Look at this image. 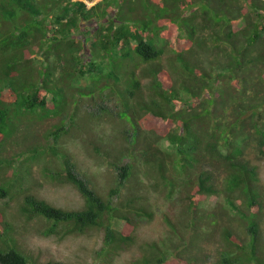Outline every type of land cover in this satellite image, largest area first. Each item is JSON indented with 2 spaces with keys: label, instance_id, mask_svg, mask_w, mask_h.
<instances>
[{
  "label": "trees",
  "instance_id": "trees-1",
  "mask_svg": "<svg viewBox=\"0 0 264 264\" xmlns=\"http://www.w3.org/2000/svg\"><path fill=\"white\" fill-rule=\"evenodd\" d=\"M84 77L88 86L73 85ZM70 85L78 93L71 103ZM97 93L118 99L119 136L112 141L118 156L94 147L117 169L107 197L68 159L51 177L74 186L81 207H60L30 192L25 161L60 154L31 139L17 156L0 157V174L9 181L0 196L23 194L19 213L47 235L102 230L97 257L111 264L134 247L141 222L154 216L145 191L169 197L181 191L175 197L181 208L163 215L162 243L148 242L131 264H210L207 248L197 244L206 228L225 242L213 264H264V185L250 157L252 150L264 157V0H101L92 6L0 0V145L34 119L62 115ZM65 130L62 120L44 138ZM213 196L219 204L201 218L196 207ZM7 217L0 206V264H35ZM181 243L180 258L170 260ZM190 252L196 261L187 260Z\"/></svg>",
  "mask_w": 264,
  "mask_h": 264
},
{
  "label": "rangeland",
  "instance_id": "rangeland-1",
  "mask_svg": "<svg viewBox=\"0 0 264 264\" xmlns=\"http://www.w3.org/2000/svg\"><path fill=\"white\" fill-rule=\"evenodd\" d=\"M85 1L89 6H92L101 0ZM93 45V41H91L89 47ZM54 75L56 77L59 76V72L55 71ZM89 84L90 80L88 77L79 78L73 82L75 86H88ZM70 87L71 85L66 86L65 89L68 92L67 98L71 103L73 95L78 96V93L72 94ZM117 106L118 99L115 95L102 96L97 93L91 98L85 97L78 104H69L66 109L67 112L62 115L53 116L49 120L36 121L38 119H34L33 123L23 126L15 136L6 138L5 145H0V157H11L25 150L28 145V141L26 140L40 141L47 144V146L56 147L60 154L49 153L40 161L29 162H27L28 159L26 161L23 160L27 154L24 157H17V166L21 165L24 161L30 164L29 166H25L30 171V178L25 181V187L30 192L60 207H81L84 200L78 190L71 184L63 182V180L51 177L52 169L63 168L62 164H64V160L68 159L70 165L75 168L80 177L87 181L92 189L101 196L107 197L108 191L114 184V175L117 169L108 162L105 156L103 157L102 154V156H99L95 153L94 147L96 144H100L102 150L107 148V150L113 151V146H115L113 144L115 143L112 141L119 136L117 134L119 131ZM62 120L67 123L69 131L65 130V132H61L57 137L51 135L45 139L46 129ZM162 144L166 147L169 143H165L164 141ZM168 148L170 147L168 146ZM252 151L253 153L250 157L258 166L264 185V157L255 150ZM113 155L118 156L115 151H113ZM124 160L128 161L129 159L124 158ZM26 163L24 164L26 165ZM5 181L2 174H0V186ZM6 182L8 183L9 181ZM145 194L149 200V204L153 208L154 216L141 222L135 233L136 243L134 247L121 251L111 264H131L136 258L142 256V248L148 242L160 241L162 243L161 240L166 236L165 233L168 229L163 215L167 212L174 214L181 208L179 206L181 204L180 200L175 199V197H183L181 191L176 192L173 197L149 189L145 191ZM23 198V194L21 193L15 194L13 197L12 193L6 197L0 196V206L4 207L7 211V218L16 228L21 247L33 258L35 264H47L50 261L61 262L62 264H103L104 260L102 259L101 261L97 257L98 251L103 246L104 232L102 230H93L86 234H68L63 237L59 234L47 235L44 233V226L37 220H28L19 213V205ZM222 201L223 199H221ZM217 203L219 204V197L213 196L208 198L205 203L199 204L196 207V209L198 208L197 215L207 219V210L213 209ZM117 225L121 229L125 225V221L120 220ZM207 229L205 235L201 234L203 239L197 241V244L201 243L205 245L208 251L207 258L210 257V262L209 259L208 262L213 264L214 259L220 256V253L218 254L217 252L218 248H223L225 242L221 239V233L219 234L212 230L207 231ZM262 232L264 243V224ZM246 237L248 239V234H246ZM187 243H189L188 239L185 242L186 246H188ZM181 245L182 243L178 246ZM193 247L196 249L195 246ZM182 249L184 247L181 249L172 248L173 254L170 256V260L173 257L180 258V254L177 251ZM195 255H197L195 252H190L188 259H186L189 261L195 260ZM196 262L199 264L198 261Z\"/></svg>",
  "mask_w": 264,
  "mask_h": 264
}]
</instances>
